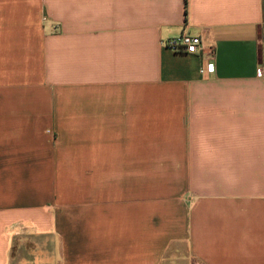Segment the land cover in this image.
<instances>
[{"label": "crops", "instance_id": "0c3cea01", "mask_svg": "<svg viewBox=\"0 0 264 264\" xmlns=\"http://www.w3.org/2000/svg\"><path fill=\"white\" fill-rule=\"evenodd\" d=\"M0 264H264V0H0Z\"/></svg>", "mask_w": 264, "mask_h": 264}, {"label": "built area", "instance_id": "2783aa9c", "mask_svg": "<svg viewBox=\"0 0 264 264\" xmlns=\"http://www.w3.org/2000/svg\"><path fill=\"white\" fill-rule=\"evenodd\" d=\"M166 45L173 51L186 55L201 56L205 53L206 49L203 45V40L200 36L191 35L189 33H182L178 37L170 39ZM211 55H214L215 50L213 47L209 49ZM209 67L213 69V63L210 62ZM203 73L204 70H201Z\"/></svg>", "mask_w": 264, "mask_h": 264}]
</instances>
